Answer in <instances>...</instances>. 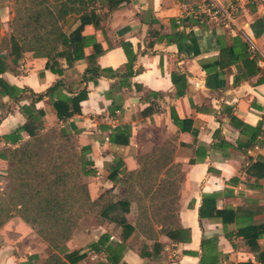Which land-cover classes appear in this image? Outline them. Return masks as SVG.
Here are the masks:
<instances>
[{
	"label": "crops",
	"instance_id": "0c3cea01",
	"mask_svg": "<svg viewBox=\"0 0 264 264\" xmlns=\"http://www.w3.org/2000/svg\"><path fill=\"white\" fill-rule=\"evenodd\" d=\"M198 1L95 0L80 14L69 16L66 33L80 24L82 15L89 20L81 33L87 43L84 53L90 55L93 46H99L103 53L97 64L120 70L115 77L82 83L85 59L72 66L58 59L62 71L58 75L45 68V58L24 53L13 63L10 50L2 54L7 69L0 77L19 89L42 94L58 80L65 93L86 89L80 112L65 122L56 116L54 98L44 97L35 107L45 114V130L64 128L86 151L93 174L84 175L83 181L92 200L106 191L123 196L122 175L138 169L139 156L154 146L171 140L176 148L174 163L183 175L177 240L158 233L154 226L152 237L136 231L122 243L119 226L92 216V226L76 229L65 245V253H85L76 264H111L103 251L91 249L104 234L113 248L124 246L117 264H198L200 254L209 252L219 255L218 264H264L259 255L264 252V234L256 241L257 251L238 233L264 224V177L250 168L264 161V145H258L264 135V3L216 0L240 7L237 27L226 29L200 23L195 17ZM13 4L14 0H0V42L8 39L9 47ZM245 40L256 46L258 58L253 61L246 57ZM129 61L138 72L124 79L122 69ZM178 76L185 81L177 86ZM176 86L182 95L175 96ZM26 103L0 97V150L19 144H6L1 137L24 123L19 106ZM243 125L260 128L262 134L254 145L248 144L251 131H241ZM20 135L22 140L28 138ZM6 168L0 159V175L5 176ZM202 195H215L216 208L231 211L230 220L223 224L220 218L200 219ZM124 217L136 226L134 204ZM202 240L209 241L203 250ZM47 257V245L20 218L13 217L0 228V264H44Z\"/></svg>",
	"mask_w": 264,
	"mask_h": 264
},
{
	"label": "trees",
	"instance_id": "16d2710c",
	"mask_svg": "<svg viewBox=\"0 0 264 264\" xmlns=\"http://www.w3.org/2000/svg\"><path fill=\"white\" fill-rule=\"evenodd\" d=\"M94 1L14 0L10 47L8 39L3 38L0 42V75L7 69V57L2 54L10 50L13 63L24 53H31L34 58L47 59L45 68L58 75L62 73L58 59L64 58L70 66L85 59L88 66L81 76L82 83L96 81L102 76H118L120 70L102 69L97 64L98 56L103 53L99 46L94 45L93 53L85 55L87 43L81 33L89 20L82 15L80 24L72 32L64 31L66 19L80 14ZM246 57L250 58L247 45ZM256 58L253 57L252 61ZM122 72V77L127 79L138 71L132 70V62L129 61ZM184 81V76L174 78L177 86ZM182 94L183 91L177 88L175 96ZM4 96L16 103H27L19 106L25 117L24 123L1 137L6 144H19L0 150V159L7 164L5 185L0 190V228L11 218H20L47 245L48 257L44 264H76L85 258V253H65V245L80 227L81 221L89 215L119 226L122 243L127 242L136 231L152 237L150 233L154 232V226L159 227L158 233L172 241L177 240L181 228L176 212L183 175L181 166L174 163L176 148L171 140L139 156L138 169L122 175L119 181L126 185L123 196H115L111 191H106L92 200L83 181L84 175L93 174L88 168L92 164L86 159V151L78 148L76 138L64 128L45 130V114L35 107L44 97H49L50 101L54 98L52 105L56 116L59 121L65 122L80 112L79 104L87 97L86 89L82 88L75 95L73 92L65 93L62 81L58 80L45 93L36 94L32 90L12 86L0 77V97ZM173 121L177 123L178 119L174 117ZM242 130L251 131L249 145H254L257 136L262 134L259 127L243 125ZM22 132L27 135L26 140H22ZM260 137L262 141L258 145H264V135ZM250 168L260 170L262 173L259 176L264 177V161L258 160ZM116 172L117 169L109 177L113 178ZM216 199L215 195H202L199 218H220L225 224L230 220L228 218L232 212L227 209L218 210ZM133 204L137 215L136 226L130 225L124 217ZM238 233L245 236L251 248L259 251L256 241L264 234V224L250 225ZM108 240L107 234L102 235L91 245V249L99 254L103 251L109 263L117 264L124 246L113 248ZM208 243L201 241L202 250ZM259 255L261 262H264V252ZM218 261L217 253H201L198 264H218Z\"/></svg>",
	"mask_w": 264,
	"mask_h": 264
},
{
	"label": "built area",
	"instance_id": "2783aa9c",
	"mask_svg": "<svg viewBox=\"0 0 264 264\" xmlns=\"http://www.w3.org/2000/svg\"><path fill=\"white\" fill-rule=\"evenodd\" d=\"M254 3H264V0H253ZM196 16L199 22L213 23L226 29H233L237 27V17L240 13L238 4L230 3L226 6L219 4L216 0H200L197 3ZM247 51L251 58L257 57V50L254 43L250 40H245Z\"/></svg>",
	"mask_w": 264,
	"mask_h": 264
},
{
	"label": "rangeland",
	"instance_id": "374dc122",
	"mask_svg": "<svg viewBox=\"0 0 264 264\" xmlns=\"http://www.w3.org/2000/svg\"><path fill=\"white\" fill-rule=\"evenodd\" d=\"M0 177H1L0 178V182L3 183V186H4L5 185L4 179L2 180V178H4V175H0ZM91 217H92V215H89V216L85 217L80 223V228H85L86 229V228L91 227L92 226ZM157 219H159V218L157 217Z\"/></svg>",
	"mask_w": 264,
	"mask_h": 264
}]
</instances>
